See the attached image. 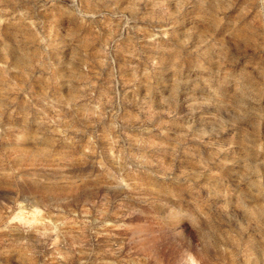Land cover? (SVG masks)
I'll return each instance as SVG.
<instances>
[{
  "label": "rangeland",
  "instance_id": "1",
  "mask_svg": "<svg viewBox=\"0 0 264 264\" xmlns=\"http://www.w3.org/2000/svg\"><path fill=\"white\" fill-rule=\"evenodd\" d=\"M0 264H264V0H0Z\"/></svg>",
  "mask_w": 264,
  "mask_h": 264
}]
</instances>
